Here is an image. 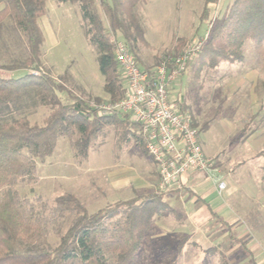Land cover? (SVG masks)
<instances>
[{
    "label": "trees",
    "instance_id": "1",
    "mask_svg": "<svg viewBox=\"0 0 264 264\" xmlns=\"http://www.w3.org/2000/svg\"><path fill=\"white\" fill-rule=\"evenodd\" d=\"M58 1L79 5L85 36L106 80L105 91L112 102L123 99L126 84L115 41L123 38L132 54L140 43H147L139 8L149 0ZM218 1L204 0L206 15ZM45 13L46 0H0V73L29 72L18 79L0 75V264H137L154 220L165 210L161 195L90 213L72 194L49 204L12 190L35 180L39 161L54 154L60 138H68L73 155L86 158L93 139L106 127L132 123L141 130L128 116H97L68 91L66 76L55 79L45 70V36L39 24ZM14 35L25 52L9 60L5 39ZM250 45L264 67V0H235L204 44L202 62L210 68L240 63ZM65 92L64 102L60 95ZM41 108L49 113L42 124H33L30 119ZM259 126L264 128V111Z\"/></svg>",
    "mask_w": 264,
    "mask_h": 264
},
{
    "label": "rangeland",
    "instance_id": "2",
    "mask_svg": "<svg viewBox=\"0 0 264 264\" xmlns=\"http://www.w3.org/2000/svg\"><path fill=\"white\" fill-rule=\"evenodd\" d=\"M234 1L219 0L217 4L209 6L207 15L204 0H151L148 6L140 7L139 13L143 17L147 42L145 45L140 43L138 50L133 52L140 68L149 72L154 71L165 56L180 55L194 38L204 37L207 34L205 43H208L213 29L228 16ZM39 24L45 36L43 45L45 70L55 79L66 76L69 79L66 83L68 91L80 97L88 107L93 103H103L101 100L112 102L105 91L106 80L101 73L96 51L85 36L79 5L46 0V13L40 18ZM118 40L123 41V38L119 37ZM5 42L7 43V47L4 48L6 59H20L24 56V44L15 35L11 38L7 37ZM201 53L190 65L191 97L189 93L188 95L201 104L200 107L203 110L200 115L203 119L200 122L194 120L192 114L198 116L194 111L186 114L192 118V123L200 131L203 146L204 138L213 146L220 144L227 146L225 159L207 157L214 159L217 164L220 162L226 173L231 171L233 181L237 187L241 186L235 196L245 197L247 193V196L257 198L260 193L264 194V170H261L264 167V146L253 149L247 147V144L252 145V143H245V141H247L248 131L260 127L264 111V67L256 62L251 45L246 48L242 62L222 63L216 68H210L208 63L204 64L203 52ZM28 73V71H16L3 72L0 75L4 78L18 79ZM30 73L36 75L33 71ZM253 77L255 88L251 96L252 101H249L248 97L251 93L248 94V92L252 86L247 84V80L250 81ZM67 96L65 92L60 95V98L65 102ZM48 113V109L41 108L30 120L33 124H42ZM223 118L230 121V124L237 129L232 136H226L225 130L220 125L219 122ZM210 123L213 128L209 133H205ZM128 125L133 124L128 123L119 128L106 127L102 134L93 139L86 158L69 155L68 138H60L56 152L44 162L39 161L35 180L31 183L18 184L12 190L18 192L22 198H37L49 204L61 195L72 194V191L75 192V185L81 179L79 172L76 177L73 176L76 167L83 171L87 167H99L117 159L116 155H119L122 150L126 152L130 149L127 144L128 137L124 132L129 128ZM135 127L137 131L140 130L137 126ZM262 132L258 141L264 140V129ZM135 138L144 146L140 131L135 134ZM258 141L255 142L256 145ZM144 148L146 149L145 146ZM261 151H263V157L256 159L255 155ZM128 157L127 154L125 158ZM94 189V193L93 191H85V193L77 191V195L81 193L80 198L72 194L86 204L90 213H95L102 207L97 206L95 202L97 200H93V195L96 194L98 199L103 201L102 195L96 193V188ZM226 192L223 196L227 194ZM155 194L161 195L162 198L164 195L159 193L157 187ZM181 241L183 245L190 244L187 240L181 239ZM144 250L139 253L137 264H177L175 262L179 261L176 250L165 253ZM196 252L197 249L188 247L184 257L186 259L189 257L191 260L192 256L197 255ZM202 257L203 261L196 264H225L222 252L220 254L208 252ZM245 260L247 264H250V259Z\"/></svg>",
    "mask_w": 264,
    "mask_h": 264
},
{
    "label": "crops",
    "instance_id": "3",
    "mask_svg": "<svg viewBox=\"0 0 264 264\" xmlns=\"http://www.w3.org/2000/svg\"><path fill=\"white\" fill-rule=\"evenodd\" d=\"M150 1L144 6H148ZM191 62L182 78L171 87L170 94L183 113L196 112L198 116L192 115L194 120L200 122L203 119L200 115L203 110L200 107L201 104L190 98ZM254 79L253 77L252 80H247V84L252 86L248 92V94L251 93L248 97L249 101H252L251 96L255 88ZM219 123L225 130L226 136H232L237 130L225 118ZM128 126L129 128L124 130L128 137L127 144L130 146L128 151L122 150L119 155H116L117 159L102 166L87 167L85 171L77 167L74 169L73 176L76 177L79 172L81 179L75 185V192L72 191V194L77 195V191L84 193L93 191L94 193L96 188V193L103 198L101 201L96 194L93 195V200H97L95 201L97 206H102L98 210L120 202L143 200L155 194L160 181L156 164L141 142L135 138V134L140 130L137 131L135 125ZM212 128L213 125L210 123L205 133H209ZM262 129L264 128L248 131L245 143H252V145L247 144V147L259 149L264 146V140H257L263 133ZM204 140L203 146L200 133V144L206 156L226 158L228 150L225 144L213 146L206 138ZM263 151L256 154L255 158H262ZM68 153L73 156L70 143ZM127 154L129 157L125 158ZM217 167L219 176L227 182V194L219 195L211 175L195 173L185 176L163 195L165 210L154 220L151 232L146 237L141 251L146 249L145 247L153 253L176 250L179 254L177 256L179 261L175 262L177 264L200 263L203 261L202 255L208 252L219 254L222 252L226 260H224L225 264H247L245 259H250V264H264V194L260 193L257 198L249 197L247 193L245 197L235 196L241 186L237 187L232 179L231 171L226 173L220 162ZM261 170H264V167ZM80 194L77 195L79 198ZM181 239L187 240L190 243L189 246L183 245ZM188 247L197 249V255L192 256L191 260L189 257L187 259L184 257ZM147 249L144 251L147 252Z\"/></svg>",
    "mask_w": 264,
    "mask_h": 264
},
{
    "label": "built area",
    "instance_id": "4",
    "mask_svg": "<svg viewBox=\"0 0 264 264\" xmlns=\"http://www.w3.org/2000/svg\"><path fill=\"white\" fill-rule=\"evenodd\" d=\"M206 35L192 39L180 55L165 56L152 72L141 69L129 46L117 40L114 53L125 80L126 95L119 101L89 106L97 116H128L140 125L144 146L158 169L157 190L161 194L167 193L185 176L195 173L211 175L220 196L227 191L216 161L203 152L200 134L193 127L192 118L181 111L170 94L173 84L201 53Z\"/></svg>",
    "mask_w": 264,
    "mask_h": 264
}]
</instances>
